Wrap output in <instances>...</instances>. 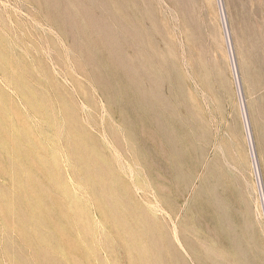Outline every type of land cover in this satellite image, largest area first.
<instances>
[{
	"label": "rangeland",
	"instance_id": "1",
	"mask_svg": "<svg viewBox=\"0 0 264 264\" xmlns=\"http://www.w3.org/2000/svg\"><path fill=\"white\" fill-rule=\"evenodd\" d=\"M0 264H264V0H0Z\"/></svg>",
	"mask_w": 264,
	"mask_h": 264
},
{
	"label": "bare ground",
	"instance_id": "2",
	"mask_svg": "<svg viewBox=\"0 0 264 264\" xmlns=\"http://www.w3.org/2000/svg\"><path fill=\"white\" fill-rule=\"evenodd\" d=\"M246 126H247V124H246ZM251 141V140H250ZM140 255V254H139ZM141 256V255H140Z\"/></svg>",
	"mask_w": 264,
	"mask_h": 264
}]
</instances>
